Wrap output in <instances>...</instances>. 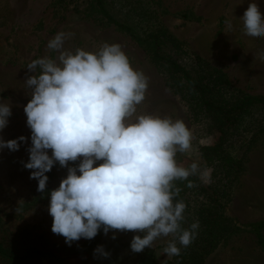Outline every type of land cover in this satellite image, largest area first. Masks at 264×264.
<instances>
[{
    "label": "rangeland",
    "instance_id": "1",
    "mask_svg": "<svg viewBox=\"0 0 264 264\" xmlns=\"http://www.w3.org/2000/svg\"><path fill=\"white\" fill-rule=\"evenodd\" d=\"M84 0H0V103L11 105L12 115L0 130L4 141L18 139L17 151L0 149V239L7 245L43 246L63 253L67 249L84 250L88 239L81 238L69 245L61 235L51 230L53 218L48 212L50 192L59 187L67 176V167L58 162L47 172L48 181L43 193L38 180L31 179L32 170L24 164L29 160L31 130L27 126L24 107L31 99L25 79L31 75L27 65L39 58L55 59L58 53L48 49V42L63 31L74 35L64 47L75 53L77 48L96 52L104 44L118 43L128 56L133 68L148 77L145 100L137 106V114H153L182 120L191 133V147L177 153L180 166L190 167L195 162L205 183L210 181L211 170L206 167L192 139L193 125L186 106L171 90L167 75L147 55L146 51L130 36L115 25L87 18L80 10ZM251 2L258 4L264 15V0H151L163 27L179 46L168 44L166 51L180 60L186 54L197 56L209 66L228 76L240 90L264 95V37L245 35L240 19ZM231 22V28L226 22ZM219 134L203 137L202 144H213ZM51 155V150H48ZM80 163L69 162L68 167ZM102 161H97V164ZM79 174V173H77ZM228 215L239 224L264 220V130L249 146L244 169L235 185L234 195L227 207ZM115 235V239H112ZM132 231L110 230L98 246L110 255L77 256L73 264H139L146 249L157 250L161 261L169 259L163 249L168 237H160L151 248L134 253L130 244ZM24 239V240H23ZM23 240V241H21ZM66 248V249H63ZM76 253V252H72ZM206 264H264V250L255 232L246 228L226 240L208 256Z\"/></svg>",
    "mask_w": 264,
    "mask_h": 264
},
{
    "label": "clouds",
    "instance_id": "2",
    "mask_svg": "<svg viewBox=\"0 0 264 264\" xmlns=\"http://www.w3.org/2000/svg\"><path fill=\"white\" fill-rule=\"evenodd\" d=\"M240 19L245 35L264 37V15L257 3L251 2ZM226 23L231 28V22ZM73 35L58 32L47 45L58 55L31 61V75L25 79L31 96L24 107L31 147L24 167L32 170L30 178L38 180L41 193L54 164L67 167L66 178L50 192L51 230L69 245L93 239L101 228L105 235L110 230L142 233L131 241L134 253L171 235L175 239L163 252L179 255L177 241L189 246L199 227L195 222L182 228L186 205L174 203L180 192L174 181L199 171L195 162L186 168L176 161L178 152L190 149L191 133L180 119L137 114L148 77L132 67L120 44L104 43L96 52L77 48L73 53L64 47ZM11 115V105L0 103V130ZM23 141L24 136L0 138V149L17 151ZM77 160L78 166L68 167ZM187 186L194 185L189 181ZM94 255L110 254L98 246Z\"/></svg>",
    "mask_w": 264,
    "mask_h": 264
},
{
    "label": "trees",
    "instance_id": "3",
    "mask_svg": "<svg viewBox=\"0 0 264 264\" xmlns=\"http://www.w3.org/2000/svg\"><path fill=\"white\" fill-rule=\"evenodd\" d=\"M81 7L87 18L115 25L130 36L167 75L168 86L187 108L193 125V142L211 170L208 183L202 180L199 171L187 180L174 181L180 189L174 203L183 201L186 205L181 227L189 229L192 223H199L193 242L183 247L177 241L180 254L165 261L160 260L157 250L146 249L139 264H206L221 242L246 228L255 232L264 250V220L239 224L227 213L249 146L264 130V95L240 90L226 73L197 56L186 54L183 62L170 55L166 51L168 44L179 45L175 46V40L163 27L151 0H84ZM215 132L219 134L215 143H200L203 137ZM189 181L193 187L187 186ZM102 237L101 228L85 243L84 250L67 249L63 253L52 247H20V241L7 245L0 239V264H73L72 259L77 256L90 255ZM173 239L170 235L166 243Z\"/></svg>",
    "mask_w": 264,
    "mask_h": 264
}]
</instances>
